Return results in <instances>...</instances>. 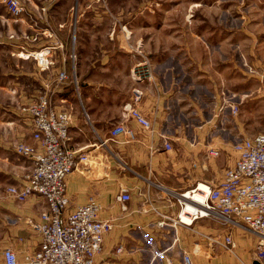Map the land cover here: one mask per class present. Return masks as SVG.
<instances>
[{
	"label": "crops",
	"instance_id": "crops-1",
	"mask_svg": "<svg viewBox=\"0 0 264 264\" xmlns=\"http://www.w3.org/2000/svg\"><path fill=\"white\" fill-rule=\"evenodd\" d=\"M21 1L25 11L13 16L0 0V264H5V248L21 260L40 243L30 224L46 210L44 199L34 194L19 203L5 191L9 184L25 183L31 169V161L18 156L13 145L35 143L18 107L40 91L52 94L56 108L71 112L68 146L88 156L65 178L69 208L93 196L99 218L112 222L94 264H148L162 249L170 264H182L183 251L192 264H261L258 236L242 226L219 225L208 217L189 226L176 222L174 194L197 182L222 180L236 157L234 142L264 132L263 75L243 71L240 79L223 82L221 73L214 76L201 68L203 55L190 58L198 71L186 72L180 52L155 57L152 38H133L117 25L107 35L99 25L106 10L95 12L86 0L78 7L76 0L72 11L61 0ZM59 11L66 17L54 21ZM47 46L53 64L41 71L30 55ZM143 62L151 69L150 78L134 76ZM63 69L70 77L75 74L77 87L71 79L57 80ZM202 77L210 83L204 86ZM135 90L141 94L136 103ZM132 107L150 121V129L130 116ZM118 122L134 131V140L109 136ZM122 189L129 191V200H118ZM228 232L236 244L233 251L212 242Z\"/></svg>",
	"mask_w": 264,
	"mask_h": 264
},
{
	"label": "built area",
	"instance_id": "built-area-1",
	"mask_svg": "<svg viewBox=\"0 0 264 264\" xmlns=\"http://www.w3.org/2000/svg\"><path fill=\"white\" fill-rule=\"evenodd\" d=\"M2 1L13 16L25 11L21 0ZM50 50L51 47L47 46L27 55L33 57L39 70L43 71L53 64ZM74 57L71 53V58ZM138 67L135 77L150 78L151 69L147 62ZM66 79H69L67 72L60 70L57 80L63 82ZM71 79L76 86L74 73ZM140 96L135 90L133 101L138 102ZM230 109L235 113L237 107L231 105ZM18 110L27 120L35 143L16 141L13 148L18 156L31 161V169L24 177L25 183L9 184L5 191L19 203L34 194L41 196L47 208L30 224L40 235L38 248L19 260L7 247L2 252L4 263L94 264L112 222L99 218L100 205L93 196H89L85 204L69 208L65 178L79 164L88 161L85 153L68 146L72 114L69 110L56 108L51 93L38 95L32 102L20 105ZM129 113L141 126L151 128L150 121L136 107L130 108ZM120 134L126 135L128 141L135 139L134 131L118 122L110 128L109 136L115 138ZM164 146L170 148L168 142ZM233 149L236 153L234 163L226 169L222 180L215 184L197 182L192 188L174 194L178 206L176 222L189 226L197 218L208 217L219 225L242 226L258 236L256 256L264 264V132L234 142ZM211 153L216 155L218 152L213 149ZM129 199V191L122 189L118 200ZM161 224L163 221L158 222ZM212 242L228 251L236 247L230 232ZM120 250L121 246L117 248L118 252ZM164 251H156L148 264H170ZM180 258L182 264H192L187 252L183 251Z\"/></svg>",
	"mask_w": 264,
	"mask_h": 264
},
{
	"label": "rangeland",
	"instance_id": "rangeland-1",
	"mask_svg": "<svg viewBox=\"0 0 264 264\" xmlns=\"http://www.w3.org/2000/svg\"><path fill=\"white\" fill-rule=\"evenodd\" d=\"M61 1L70 11L76 6V0ZM85 4L95 12L106 10L99 22L106 30L117 25L116 29L133 38H152L155 57L180 52L186 72L198 71L190 58L203 55L201 68L214 76L221 73L223 82L240 79L243 71L263 75L264 82V0H86ZM57 14L54 21L66 17L61 11ZM39 17L44 15L40 13ZM88 22L98 24L95 18ZM111 31L107 30V35L111 36ZM27 40L34 41L33 37ZM202 78L204 86L206 80L210 83ZM42 93L45 92L40 91L37 96ZM0 130L3 131L2 125Z\"/></svg>",
	"mask_w": 264,
	"mask_h": 264
},
{
	"label": "trees",
	"instance_id": "trees-1",
	"mask_svg": "<svg viewBox=\"0 0 264 264\" xmlns=\"http://www.w3.org/2000/svg\"><path fill=\"white\" fill-rule=\"evenodd\" d=\"M69 79H71V77H70ZM71 80H72V79H71Z\"/></svg>",
	"mask_w": 264,
	"mask_h": 264
},
{
	"label": "water",
	"instance_id": "water-1",
	"mask_svg": "<svg viewBox=\"0 0 264 264\" xmlns=\"http://www.w3.org/2000/svg\"><path fill=\"white\" fill-rule=\"evenodd\" d=\"M259 264V263H258Z\"/></svg>",
	"mask_w": 264,
	"mask_h": 264
}]
</instances>
